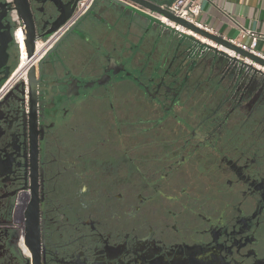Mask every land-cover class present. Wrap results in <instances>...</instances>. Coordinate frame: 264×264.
<instances>
[{
    "label": "flooded vegetation",
    "instance_id": "obj_1",
    "mask_svg": "<svg viewBox=\"0 0 264 264\" xmlns=\"http://www.w3.org/2000/svg\"><path fill=\"white\" fill-rule=\"evenodd\" d=\"M44 64L36 106L26 75L0 92L26 82L0 106V264H32L27 225L38 264H264L263 78L118 92Z\"/></svg>",
    "mask_w": 264,
    "mask_h": 264
},
{
    "label": "crops",
    "instance_id": "obj_2",
    "mask_svg": "<svg viewBox=\"0 0 264 264\" xmlns=\"http://www.w3.org/2000/svg\"><path fill=\"white\" fill-rule=\"evenodd\" d=\"M198 3L201 5L198 23L225 40L246 45L248 40L241 38V30L254 31L261 36L256 51L264 57V0H198ZM32 7L36 9L39 5L34 3ZM101 9L98 5L95 12L99 21L90 17L80 23L77 33L66 36L51 58L45 59V67L51 60H57L61 74L95 81L102 74L96 62L104 65V58L111 57L117 64H123L122 75L127 78L118 82L117 90L127 92L136 89L137 78L149 62H162L166 66L176 43H182L187 55L191 51L190 64H195L192 83L225 81L226 59L212 51L200 56V46L194 48L195 44L184 38L187 36L166 28L149 13H133L120 6L112 7L110 13ZM92 24L94 27L90 29Z\"/></svg>",
    "mask_w": 264,
    "mask_h": 264
},
{
    "label": "water",
    "instance_id": "obj_3",
    "mask_svg": "<svg viewBox=\"0 0 264 264\" xmlns=\"http://www.w3.org/2000/svg\"><path fill=\"white\" fill-rule=\"evenodd\" d=\"M79 1L80 0H12L10 4L5 2V0H0V86L8 77L7 60H10L14 65H18L22 59V51L17 49L19 45L15 40V25L11 22L12 26L9 29L3 26L4 19L6 16H9L10 18V12L12 10L16 12L18 22L23 31V44L26 46V82L28 84L29 100L33 107L36 106L37 103L36 92L38 91L37 89H39L37 85L40 86L42 84L40 77L41 67L44 64V60L46 58H51V55L61 45L60 43L66 36L71 33H77V28L84 20L91 17L99 21V17L95 14L98 5L102 6L101 10L104 13H110L112 7L120 6L133 13L141 11L144 14L147 12L162 16L168 21L181 26L183 29L193 32L195 35L214 43V45L207 44L193 38L192 36L184 37L195 44L194 48L198 45L200 46V51L204 48L207 52L212 51L223 57V59H226L228 63L227 73L230 69L235 68L236 77H238V79L249 78V83L256 78L264 79V73L256 68V66L264 67V58L257 57L248 51H243L239 46L230 43L229 40H225L214 33H208L193 24L184 22L173 14H169L163 8L170 6L173 0H95L88 12L84 14L38 61L39 70H36L34 63H32L36 57V44L38 42L43 43L45 39L62 27V24H64L74 13ZM34 3L38 4L39 7L36 9L33 8L32 5ZM93 27L94 25L92 24L90 29H93ZM218 47L224 50H221ZM227 51H231L233 54L228 55ZM190 53L191 51L189 52V55H187L186 51L183 49L182 43H176L173 49V54H171L166 66H164L162 62H149L147 68L142 70V74L139 77L142 80L141 86L144 87L145 84L149 87L155 86L157 89H166L169 91L174 90L176 87L179 88V90L182 89L187 81L195 76V64L194 62L192 65L190 64ZM104 60L106 62L104 65H102V62H99L100 64L96 62L97 67H99L98 69L100 70L101 68L102 75L100 76L99 81L89 86L90 88H93L95 84L100 87L101 85H107L112 81L116 83L122 78L119 75L120 72L124 71L123 64H117L111 57H105ZM49 63L51 73L55 74L58 70V61L51 60ZM37 72L39 80L36 79ZM26 82L22 81L11 87L8 93L2 98L0 106L7 107L8 103L15 98L16 94L23 95ZM66 86H68V84ZM75 87L77 90L79 89L78 83L75 84ZM68 89H71V87H68ZM82 90H84V88ZM179 90L177 91L178 93ZM76 95L79 97L77 91ZM30 116L34 119L35 107L34 110L31 109L30 113L26 115L25 126L29 124L30 121L28 118ZM25 230L24 244L31 251L32 264H38V249L36 248L37 229L35 226L30 227L27 225Z\"/></svg>",
    "mask_w": 264,
    "mask_h": 264
},
{
    "label": "built area",
    "instance_id": "obj_4",
    "mask_svg": "<svg viewBox=\"0 0 264 264\" xmlns=\"http://www.w3.org/2000/svg\"><path fill=\"white\" fill-rule=\"evenodd\" d=\"M95 0H80L77 5H76V9L74 11V13L72 14V16L64 23L62 24V27H60L58 30H56L53 34H51L47 39L44 40V42L41 44V49L43 50L41 56L37 59V61L39 59H41L44 54L50 49L52 48L56 42H58L62 36L72 27L74 26V24L84 15L88 12V10L92 7V4L94 3ZM5 2L10 3L12 2V0H5ZM164 10H166L169 14H173L175 17L183 20L186 23L189 24H193L195 26H197L198 28L208 32V33H213L211 30H208L207 28H205L204 26H202L200 23H198L196 21L197 16L200 14L201 12V5L198 3V0H173L171 5L168 7H164ZM152 15V17H155L161 24H163L166 28H170V29H174L177 33L181 34V35H185L188 37H193L195 39H198L196 36L194 35H190L188 34L185 30H183V28L175 23H172L170 21H168L166 18L159 16L157 14H150ZM10 20L11 22L15 25L16 30H15V40L16 42H18L19 45V41L17 38L16 33L21 30L22 28L20 27V24L18 22L17 16H16V12L14 10H12L10 12ZM23 33V31H22ZM241 38L242 39H246L248 40L247 45L246 44H240L237 43L235 40H231L228 39L230 43L235 44L237 46H239L243 51H248L250 53H252L253 55L260 57V58H264L260 53H258L256 51V47L258 42L261 40V36L257 33H255L254 31H250V30H241ZM199 40V39H198ZM23 41H24V37H23ZM200 41V40H199ZM202 42V41H201ZM20 46V50H21V45ZM37 47V46H36ZM207 50L206 49H202L199 53L200 56L203 55L204 53H206ZM36 53V52H35ZM17 71L18 69L14 70L10 76L8 77L6 83L3 85V87L0 89V92L3 91L4 89H6L8 87V85L11 83L12 80H14L16 77V79H24L23 76L18 77L17 76ZM25 80V79H24ZM21 238H20V242H21Z\"/></svg>",
    "mask_w": 264,
    "mask_h": 264
},
{
    "label": "bare ground",
    "instance_id": "obj_5",
    "mask_svg": "<svg viewBox=\"0 0 264 264\" xmlns=\"http://www.w3.org/2000/svg\"><path fill=\"white\" fill-rule=\"evenodd\" d=\"M183 30H185V29H183ZM188 34H192V35H194V36H196L200 41H202V42H205V43H207V44H212V45H214V43H212L211 41L209 42V41H207L206 39H204L203 37H200V36H198V35H195L193 32H190V31H188V30H185ZM16 35H17V38H18V41H19V45H21V51H22V59H21V61H20V66H19V69H18V71H17V73H18V76H19V74H21L23 77H24V79H25V75H26V72H25V69H26V67H27V63H25L26 62V57H25V48H26V46L23 44V33H22V31L21 30H19L17 33H16ZM37 45V47H36V57L34 58V60L32 61V63H34V65H36L37 63V59L41 56V54H42V52H43V50L41 49V44L40 43H37L36 44ZM216 46V45H215ZM219 49H221V50H224V49H222V48H220V47H218ZM227 53H228V55L230 54V55H232L233 53L231 52V51H227ZM256 68L257 69H259L262 73H264V67H260V66H256ZM23 80V79H22Z\"/></svg>",
    "mask_w": 264,
    "mask_h": 264
}]
</instances>
